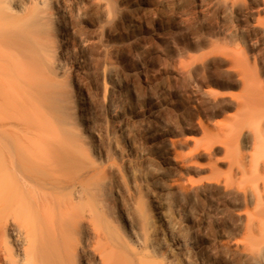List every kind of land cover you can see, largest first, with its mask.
I'll list each match as a JSON object with an SVG mask.
<instances>
[{
	"label": "bare ground",
	"instance_id": "obj_1",
	"mask_svg": "<svg viewBox=\"0 0 264 264\" xmlns=\"http://www.w3.org/2000/svg\"><path fill=\"white\" fill-rule=\"evenodd\" d=\"M127 3L139 6L0 0V264H197L192 198L239 217L235 254L264 264V0H192L171 36L159 32L167 78L150 91L175 123L161 119L147 140L130 83L93 56L99 34L80 29L90 11L137 27ZM77 52L96 85L74 93L65 75Z\"/></svg>",
	"mask_w": 264,
	"mask_h": 264
},
{
	"label": "rangeland",
	"instance_id": "obj_2",
	"mask_svg": "<svg viewBox=\"0 0 264 264\" xmlns=\"http://www.w3.org/2000/svg\"><path fill=\"white\" fill-rule=\"evenodd\" d=\"M117 3L120 0H116ZM139 6L124 4L121 10L122 14L138 12L143 18L135 28H128L126 25L109 24L106 21H100L95 12L90 11L87 14V20H83L80 29L86 37H95L99 34V39L104 45V50L100 51L97 44L93 45L91 50L94 57L99 60L107 59L109 62L117 65L124 78L130 86L127 88V95L131 100V120L132 123L140 129V134L144 140L151 138V133L158 125L160 120L166 123L174 122L172 111L164 106L161 109L158 106L162 104L153 100L150 88H155L156 84L163 82L167 74L163 73L164 52L169 46V38L166 39L161 33L173 32L175 27V18L177 15H184L191 7L192 0H132ZM144 3L146 6H144ZM164 15H162V14ZM99 18V19H98ZM94 21L97 23L94 25ZM114 29H117L113 33ZM119 30V31H118ZM175 31V30H174ZM118 32V33H117ZM162 36V37H160ZM136 37V40L133 39ZM96 56H95V55ZM98 60V61H99ZM79 63L86 65L85 56L80 53L70 55L67 60V76L65 79L72 87L74 93L77 92L76 84L87 82L91 86L96 85L95 71L86 66V69L79 67ZM159 67L161 68L159 72ZM145 71V78L139 73ZM165 96V95H164ZM180 96L176 100L177 106L183 104ZM104 110L98 111L99 117L104 114ZM192 112L189 111L188 114ZM103 117V116H101ZM188 119V118H187ZM188 119L187 121H189ZM110 121V119H109ZM96 126L99 123H95ZM81 132L86 133L85 126H78ZM87 134V133H86ZM198 136L197 130L191 132ZM147 137V138H146ZM157 151L163 150L160 139L155 138L154 142ZM239 217L234 216L231 211L217 213L212 207H208L206 202H201L195 198L187 204L185 220L187 225V234L194 242L190 246V256L197 264H250L238 254H235L236 225ZM243 219V218H242ZM241 223V220H240ZM196 259V260H195ZM179 264H184L181 260Z\"/></svg>",
	"mask_w": 264,
	"mask_h": 264
}]
</instances>
